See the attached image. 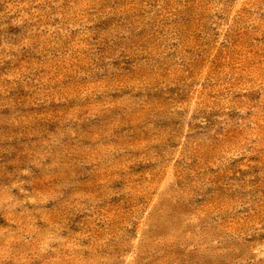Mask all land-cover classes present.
Listing matches in <instances>:
<instances>
[{
  "label": "rangeland",
  "instance_id": "rangeland-1",
  "mask_svg": "<svg viewBox=\"0 0 264 264\" xmlns=\"http://www.w3.org/2000/svg\"><path fill=\"white\" fill-rule=\"evenodd\" d=\"M0 264H264V0H0Z\"/></svg>",
  "mask_w": 264,
  "mask_h": 264
}]
</instances>
